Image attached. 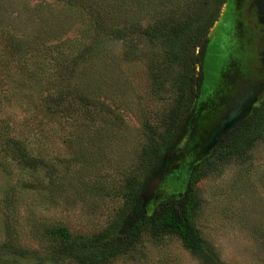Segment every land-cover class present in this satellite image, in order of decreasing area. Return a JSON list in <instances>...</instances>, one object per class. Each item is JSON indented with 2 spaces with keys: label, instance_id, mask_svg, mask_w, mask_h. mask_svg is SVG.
<instances>
[{
  "label": "trees",
  "instance_id": "1",
  "mask_svg": "<svg viewBox=\"0 0 264 264\" xmlns=\"http://www.w3.org/2000/svg\"><path fill=\"white\" fill-rule=\"evenodd\" d=\"M225 1L0 0V162L35 173L34 187L50 196L60 188L74 190L67 170L31 140L51 122L72 151L68 160L77 163L78 187L95 182L101 189L102 171L123 167L118 180L122 206L106 229L88 236L72 234L60 223H44L30 234L37 239L29 247L7 227L0 242V264H108L129 254L143 234L153 240L174 235L198 264H225L194 225L199 207L196 185L218 164L244 160L255 143L264 140V91L209 154L193 158L184 181L183 168L174 157L161 166L162 155L181 139L199 108L208 32ZM110 43L120 44V59L128 63L138 61L144 48L151 47L156 54L144 64L150 82L161 87L169 80L172 85L171 106L158 128L149 121L141 123L136 173L109 158L123 137L121 127L127 129L115 114L116 98L101 88L99 69L111 57ZM104 131L110 140H87L90 132L100 137ZM160 168L168 173L155 199L143 205L141 191ZM38 172L46 173L45 185ZM169 179L183 183L181 190L167 193L168 188L160 194ZM249 233L256 242V260L264 264V225Z\"/></svg>",
  "mask_w": 264,
  "mask_h": 264
},
{
  "label": "rangeland",
  "instance_id": "2",
  "mask_svg": "<svg viewBox=\"0 0 264 264\" xmlns=\"http://www.w3.org/2000/svg\"><path fill=\"white\" fill-rule=\"evenodd\" d=\"M250 2L226 0L219 18L209 29L197 103L201 115L186 150L175 157L182 162V181L186 178V166L197 158L198 146L218 123L224 110L222 105L233 102L240 94L249 101L253 94L256 95L255 105L264 89V7H259L261 13H258L253 7L261 4ZM150 48H144L145 52L138 61L128 63L120 59V44L110 43L111 57L105 58L99 69L101 88L116 98L115 114L121 115L127 128L123 131L121 127L123 137L117 140L109 158L113 163L124 164L131 173H136L139 148L143 143L141 123L149 121L158 128L173 97L169 80L161 87L150 82L144 65L150 56L154 58L156 54ZM21 115L16 114V117ZM56 129L55 123L48 122L31 140L35 139V147L43 150L47 158H54L61 170H67L75 188L68 191L60 188L56 195L54 191L50 196L34 187L37 184L35 173L12 162H0V242L8 227L10 231L15 230L21 244L33 247L37 238L30 234H34L41 224L50 222L66 226L72 234L91 236L106 229L122 206V189L118 180L123 167H106L100 178L101 189L95 182H88L87 188L78 187V178L81 177L77 163L68 160L72 151L60 136L63 133ZM106 133L108 136L109 132L104 131L99 137L90 132L87 140H110L112 137L108 138ZM118 134L120 130L116 131ZM73 148L76 149L77 145ZM36 176L45 185L46 173L38 172ZM182 184L169 179L159 192L162 194L168 188L167 193L179 192ZM196 189L199 207L193 221L204 242L225 264H261L260 258L256 260L259 254L249 232L251 228L264 225V140H258L244 160L218 164L197 183ZM108 264L198 262L181 246L176 236L163 235L153 240L143 234L129 254Z\"/></svg>",
  "mask_w": 264,
  "mask_h": 264
},
{
  "label": "water",
  "instance_id": "3",
  "mask_svg": "<svg viewBox=\"0 0 264 264\" xmlns=\"http://www.w3.org/2000/svg\"><path fill=\"white\" fill-rule=\"evenodd\" d=\"M260 83L261 81L258 84ZM263 91L264 89L262 90V92ZM262 92L259 94L260 96ZM253 99L254 97L251 99V101H249L248 99L245 98V96L240 94L237 98L233 100V102L231 103L226 102L225 103L226 105L224 104L222 105L224 109L229 110L230 112L228 114L222 113L221 117L218 119V123L211 129V131L206 135L204 140L200 143V145L198 146L196 159H200L212 151V149L215 147L219 139L222 136H224L229 130H231L250 110V108L253 106V102H255ZM223 102L224 101H222V103ZM234 108H238V109L232 110ZM200 111L201 109L198 108L197 112L195 113L192 120L188 124V129L181 137V139L162 155L161 166H163L166 163L167 159L172 157L175 158L186 150L187 142L189 141L192 131L196 126L195 123L200 118L201 115ZM178 162L182 164L181 161L178 160ZM167 173L168 171H166L165 168L164 169L160 168L159 170H156L151 174L140 194V198L142 200L143 205L152 198L155 199L154 192L156 191V188L161 184V182L165 179Z\"/></svg>",
  "mask_w": 264,
  "mask_h": 264
},
{
  "label": "flooded vegetation",
  "instance_id": "4",
  "mask_svg": "<svg viewBox=\"0 0 264 264\" xmlns=\"http://www.w3.org/2000/svg\"><path fill=\"white\" fill-rule=\"evenodd\" d=\"M244 1H247V2L251 1L250 3L257 2V3L261 4V5L257 6V7H256V6L253 7V9H255L258 13H261V12L259 11L258 8H259V7H261V8L264 7V0H244ZM225 2H226V1H225ZM263 12H264V11H263ZM242 24H245V23H243V21H242ZM255 96H256V95H254V94H253V96H252V97H254V99H253L254 101H256V100H255V99H256ZM236 107H237V106H236ZM239 108H240V106H239ZM235 109H238V108H234V109H232V110H235ZM225 110H226V109H224V111H223L224 114H225V113L228 114V113L230 112L229 110H226V111H228V112H226ZM232 110H231V111H232Z\"/></svg>",
  "mask_w": 264,
  "mask_h": 264
}]
</instances>
